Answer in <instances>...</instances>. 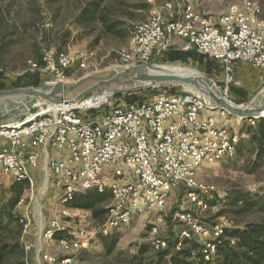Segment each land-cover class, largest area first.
Returning <instances> with one entry per match:
<instances>
[{"label":"built area","instance_id":"built-area-1","mask_svg":"<svg viewBox=\"0 0 264 264\" xmlns=\"http://www.w3.org/2000/svg\"><path fill=\"white\" fill-rule=\"evenodd\" d=\"M195 1L170 0L155 8L147 21L136 23L130 49L117 52V68L153 69L154 58L170 50L195 51L220 67V93L231 100L237 63L264 71L262 7L254 0H239L213 16L201 13ZM90 67L83 54L53 49L44 51L39 61L29 60L27 72L38 73L45 85L53 86L68 82L70 70ZM96 97L89 98L88 105L41 103L37 112L0 122V174L20 184L41 178V188L51 195L60 216L41 230L38 240L40 245L58 244L59 254L38 247L35 264H76L91 245L93 221L77 224L78 215L72 214L83 211L70 204L92 190L110 195L107 217L99 225L103 237L125 229L136 216L157 213L151 243L157 251L169 247V241L158 236L162 213L174 191L184 192L174 215L181 226L176 249L197 241L203 261L216 264L227 223L204 222L216 189L199 178L203 168L237 156L240 138L222 122L228 113L189 91L162 94L145 103L112 104L115 95L90 103ZM245 119L256 126L264 120V110ZM20 224L24 239L32 235L27 218ZM58 233L64 237L56 240Z\"/></svg>","mask_w":264,"mask_h":264},{"label":"rangeland","instance_id":"rangeland-1","mask_svg":"<svg viewBox=\"0 0 264 264\" xmlns=\"http://www.w3.org/2000/svg\"><path fill=\"white\" fill-rule=\"evenodd\" d=\"M170 0H0V72L7 74L9 82L16 76L27 72L29 60L37 61L46 50L74 51L87 57L90 70L80 72L71 81H77L88 74L117 68L120 59L117 52L128 50L131 47L132 31L136 23L147 21L157 7H161ZM239 0H196L197 9L202 13L217 16ZM261 5L264 13V0H254ZM108 26H113L110 32ZM156 58V57H155ZM157 65H170L155 59ZM189 67L195 72L213 80L219 91L216 74L207 73L205 68L190 62L176 63ZM96 69V70H95ZM247 91L245 99L232 101L238 105L247 101L264 85V77L251 84H243ZM47 86V85H42ZM240 89V85L234 86ZM239 87V88H238ZM13 89V88H10ZM156 93L141 95L142 98H152L158 93L192 92L183 86L154 88ZM153 89V90H154ZM186 89V90H185ZM110 92V91H108ZM194 93V92H193ZM102 95V94H101ZM116 96V95H115ZM264 96V95H263ZM112 104L125 102L114 97ZM42 101L31 100H4L0 101V122L18 118L30 112H37ZM45 104V103H44ZM236 118L228 114L222 122L232 132L237 131ZM232 120L230 123L229 121ZM240 134L237 156L234 160L219 165H212L200 171V181L213 186L216 193L210 203L211 210L204 215V222L212 225L225 224L233 229L231 220L240 225L245 222H258L264 217V161H259L256 155L257 144H253L248 137V130L256 131L248 120L240 119ZM246 137H243L242 134ZM248 135V136H247ZM242 138V139H241ZM14 180L0 174V244L8 245L9 257L6 264H24L30 261L35 264L36 249L42 247L59 254V245L53 243L39 244L41 230L47 224L57 219L59 213L51 202V195L44 193L41 188V178L34 183H28L23 192L25 202L15 208L10 207V200L14 197ZM231 194H239L254 199L260 203L250 212L241 216L228 214L231 210L225 200ZM184 192L174 191L168 201L167 210L162 213L163 222L158 226V236L166 238L171 231L181 228L174 219L175 212L182 206ZM110 195L103 204L104 209L110 204ZM77 214V224H87L93 221L90 228L91 245L83 250L76 258V264H136L134 257L142 245L148 244L150 254L158 252L152 247V229L155 226L157 213H144L136 216L129 226L115 232L108 238L99 233L102 219L94 220L88 211L73 212ZM229 215V216H228ZM104 216V215H103ZM27 218L32 235L23 238L19 218ZM115 238L117 246L112 252H107L104 241ZM27 243L24 245V243ZM190 245H184L188 248ZM150 254L145 255L147 258Z\"/></svg>","mask_w":264,"mask_h":264},{"label":"trees","instance_id":"trees-1","mask_svg":"<svg viewBox=\"0 0 264 264\" xmlns=\"http://www.w3.org/2000/svg\"><path fill=\"white\" fill-rule=\"evenodd\" d=\"M110 32H113L114 27L108 26ZM39 58L37 61H39ZM163 63L176 64V63H196L201 67L205 68L207 73L216 74V77L221 75L220 67L216 62L209 59L206 56H201L195 51H188L187 53L179 50H170V52L163 54L159 58ZM7 74L0 72V90L4 89H21L22 87H39L44 85L45 78L41 77L38 73L33 74L25 72L20 76H16L9 82ZM232 89V94L240 99H245L247 93L242 89ZM156 89H147L138 94H121L115 97L119 100L124 99L126 103H145L150 100H154L156 97L162 94L168 93H158L152 98L144 97L141 95L146 93L154 94ZM180 94L179 92H171L170 95ZM232 100V99H231ZM250 138H252L253 144H257L256 155L259 161H264V120H260L256 131L253 132L250 128L247 132ZM240 142V141H239ZM239 146V144H238ZM237 146V152H238ZM28 182L23 184L14 183L13 195L14 197L10 200V207L15 208L20 203L23 192L27 188ZM109 194L100 195L96 191H90L84 195H78L74 201L70 204L72 209L85 210L91 213L94 220H100L103 217L101 224L105 221L108 209H104L103 204L105 203ZM225 203L227 206L231 207V211L228 214H233L235 216H241L244 213L253 211L257 206L258 202L254 199H250L247 196L239 194H231L226 198ZM262 211L264 215V204L262 205ZM104 215V216H103ZM229 216V215H228ZM21 218H19L20 222ZM234 224V228H225L224 234L217 248V258L216 264H264V217H261L258 222H245L240 225L238 222L231 220ZM21 234L24 228L20 225ZM181 228L176 230V232L171 231L170 235L165 239L169 241V247L164 250H159L158 252L150 254V247L148 244H143L138 250L137 255L134 257L136 264H207L203 261L202 248L199 242L192 241L187 242L185 245H190L188 248H183L181 250L176 249L178 242V237ZM62 233H58L55 239L58 240L63 238ZM109 243L104 241L107 252H112L117 246V240L115 238H110ZM8 245L0 244V264H6L9 257ZM150 254L147 258L145 255ZM27 264V262H24Z\"/></svg>","mask_w":264,"mask_h":264},{"label":"water","instance_id":"water-1","mask_svg":"<svg viewBox=\"0 0 264 264\" xmlns=\"http://www.w3.org/2000/svg\"><path fill=\"white\" fill-rule=\"evenodd\" d=\"M196 73L197 75L182 77L162 72L148 73V68L141 65L132 68H112L88 74L77 81L56 82L53 86L0 90V101L39 100L51 106H69L88 102L89 98L104 94L105 91H110L114 95L138 94L147 89L177 85L200 90L201 95L212 105L236 118H254L264 110V100L257 101L264 90V85L247 101L236 105L220 93L213 80Z\"/></svg>","mask_w":264,"mask_h":264},{"label":"bare ground","instance_id":"bare-ground-1","mask_svg":"<svg viewBox=\"0 0 264 264\" xmlns=\"http://www.w3.org/2000/svg\"><path fill=\"white\" fill-rule=\"evenodd\" d=\"M154 72H162L165 74H177V75L182 76V77L197 75V73L195 71H193L192 69H190L189 67H184L183 65L181 66V65H177V64L157 65V66H154L153 69L148 68V73H154ZM186 89L190 90L196 94H200V95L202 94L200 90H196L195 88L188 87ZM112 95H114L112 92L105 91L104 94L97 96L96 99L92 100V102H90V103H92V104L103 103V102H105V100L110 98ZM263 95H264V90H263L262 94L258 97V99H257L258 102L259 101L261 102L264 100ZM75 105H77V106L78 105H88V103L85 102V103H79V104H75Z\"/></svg>","mask_w":264,"mask_h":264},{"label":"crops","instance_id":"crops-1","mask_svg":"<svg viewBox=\"0 0 264 264\" xmlns=\"http://www.w3.org/2000/svg\"><path fill=\"white\" fill-rule=\"evenodd\" d=\"M262 16L264 18V13L262 14ZM235 72H236V83H237V85H240V89L244 90L246 93H247V91L244 89V85L243 84H246V85L247 84H251V83H254V81H258V80H260V79H262L264 77V71H257L255 69L253 70L248 64L241 63V62L237 63ZM79 73L80 72L78 70H76V69L70 70V76L72 78H76L79 75ZM233 88H235V87H233ZM235 98L239 99L237 97H235ZM240 119L241 118L234 120L236 122L237 131L239 130V127H240V122H239ZM229 122L231 123L232 120H230ZM237 131L235 132V134L238 137H240V134H237ZM242 136L246 137L244 133L242 134ZM81 211H85V210H81Z\"/></svg>","mask_w":264,"mask_h":264}]
</instances>
